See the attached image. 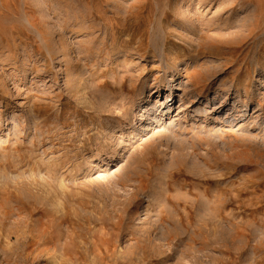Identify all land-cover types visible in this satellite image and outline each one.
I'll return each instance as SVG.
<instances>
[{
	"label": "rangeland",
	"instance_id": "obj_1",
	"mask_svg": "<svg viewBox=\"0 0 264 264\" xmlns=\"http://www.w3.org/2000/svg\"><path fill=\"white\" fill-rule=\"evenodd\" d=\"M263 2L0 0V264H264Z\"/></svg>",
	"mask_w": 264,
	"mask_h": 264
},
{
	"label": "bare ground",
	"instance_id": "obj_2",
	"mask_svg": "<svg viewBox=\"0 0 264 264\" xmlns=\"http://www.w3.org/2000/svg\"><path fill=\"white\" fill-rule=\"evenodd\" d=\"M262 1H263V0H262ZM260 2H261V0H260ZM263 3H264V2H263ZM258 4L260 5V7H262V5H263V4L261 5L259 2H258ZM260 7H259V8H260ZM259 8H258V9H259ZM262 8H263V7H262ZM260 9H261V8H260ZM253 31H254V30L251 29V32H253ZM9 181L12 182L10 179H9ZM9 181H8V182H9ZM10 182H9V183H10ZM6 183H7V181H6ZM9 183H8V184H9ZM16 192H17V193H16ZM0 193H2L3 196H5L7 199H12L13 197H16V198L18 199V201L24 206V203H25L24 200H25V199L23 198V196H22V194H21L22 192H21L19 189L16 188V191H13V190L10 189V188H6V189H2V188H1V189H0ZM6 215H8V210H7V212H6Z\"/></svg>",
	"mask_w": 264,
	"mask_h": 264
}]
</instances>
